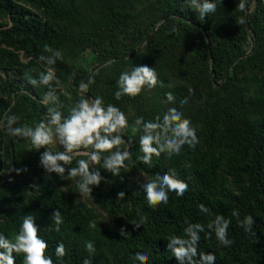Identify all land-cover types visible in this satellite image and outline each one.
Instances as JSON below:
<instances>
[{
	"label": "trees",
	"instance_id": "1",
	"mask_svg": "<svg viewBox=\"0 0 264 264\" xmlns=\"http://www.w3.org/2000/svg\"><path fill=\"white\" fill-rule=\"evenodd\" d=\"M239 2L222 0L201 21L189 0H0V71L8 74L0 78V232L12 238L31 214L54 264H140L137 252L148 255L147 264H179L168 238L182 236L187 223L206 226L220 214L232 219L234 244L223 247L214 231L211 239L201 233L198 251L215 252L216 264H264V0H247L245 12ZM45 45L63 53L50 67L62 84L56 94L65 115L81 96L80 83L91 80L87 95L119 107L130 125L175 107L191 120L199 143L171 159L153 157L150 167L136 159L142 155L139 133L126 130L130 145L121 148L132 152L129 171L118 177L100 168L108 183L93 187L92 198L82 196L74 181L54 173L49 179L39 163L44 149L37 152L29 140L5 134L7 117L34 126L47 111L41 101L48 88L28 83L49 67L39 60L51 55ZM137 65L154 67L163 86L117 101L120 73ZM167 92L173 103L166 102ZM184 98L188 103L181 106ZM169 171L189 185L188 192H172L167 205L149 206L141 185ZM120 191L124 200L116 199ZM201 203L211 215L199 211ZM55 209L64 221L59 232L48 230L55 228ZM234 209L241 219L253 216L255 236L238 226ZM141 215L147 223L136 228L131 222ZM58 242L67 251L62 260L54 254ZM22 260L18 255L16 264Z\"/></svg>",
	"mask_w": 264,
	"mask_h": 264
},
{
	"label": "clouds",
	"instance_id": "2",
	"mask_svg": "<svg viewBox=\"0 0 264 264\" xmlns=\"http://www.w3.org/2000/svg\"><path fill=\"white\" fill-rule=\"evenodd\" d=\"M247 0H240L238 9L241 12L246 10ZM190 6L198 13L199 20L203 21L208 15L217 11L218 3L222 0H189ZM245 18L238 21L244 24ZM161 23H163L161 21ZM44 51L49 56H40L39 60L45 62L49 67L39 72L38 79L29 77L28 83L32 86H45L48 91L41 101L47 106L45 115L34 126H19V118L15 115L7 117L5 134L11 137H19L30 141L32 148L40 153L39 163L50 179L56 174L61 179L74 181L82 196L92 198L93 187H99L102 183H108V179L101 174L100 168L113 176H120L121 170L129 171L132 163V152L129 149H122L121 145L129 144L124 133L130 130L132 134L139 133V151L136 159L145 165L152 166L153 157L159 158L162 154L171 159L179 156L185 145L194 149L199 143L197 129L192 126L188 118L177 108H169L161 117L146 120L140 116L129 124L126 114L117 106L105 104L103 97H91L87 95L89 84L81 82L78 101L70 107L68 114L61 111L62 104L56 89L62 88L60 79L56 76L55 69L50 67L57 60H63V53L45 45ZM114 61H109L108 64ZM75 76V73L72 74ZM55 84V88H53ZM163 86L158 79L154 67L148 65L133 66L130 71H122L116 82L117 90L114 93L115 99L119 101L122 97L136 98L146 89L153 90L157 86ZM189 95L194 94L189 88ZM166 102L173 103L175 97L171 92L165 93ZM188 103L184 98L180 101L181 106ZM17 125V126H14ZM60 145L62 151H53L52 146ZM77 157H87V159ZM76 159V166H71ZM127 162V163H126ZM99 165L100 167H94ZM12 171V170H11ZM20 169H16L17 174ZM141 185L146 194V199L151 207L167 205L169 194L174 192L177 197H183L189 190V185L179 179L175 171L157 173L154 177L145 179ZM33 188L38 186L33 185ZM125 192L117 193V200L125 199ZM199 211L211 215V210L203 203L198 205ZM232 217L236 218L237 224L245 233L255 236L253 225L255 220L251 215L240 218L238 210H233ZM55 228L49 227V231H60V225L64 223L61 211L55 209L50 217ZM136 228L147 223V217L141 215L139 222H131ZM187 223V222H186ZM232 223L231 217L225 218L216 214L206 226L202 223H187L183 235H172L168 238L167 248L171 250L179 264H216L215 252L198 251L201 233L205 239H211L214 231L215 237L223 247H231L234 240L229 238L228 229ZM92 228L95 223H90ZM206 227L208 231H206ZM121 235L126 236L124 229ZM86 250L91 255L95 252L94 244L89 241ZM49 250L48 242L40 235V229L35 223V217L31 214L25 215L18 232L9 238L0 232V264H16L18 255L23 254L22 264H54L52 256L47 255ZM16 254L15 256L13 254ZM54 254L57 259L62 260L66 255V247L63 242H58ZM199 257V259H196ZM135 259L140 264H147L148 255L137 252ZM83 264H92L90 259H85Z\"/></svg>",
	"mask_w": 264,
	"mask_h": 264
},
{
	"label": "rangeland",
	"instance_id": "3",
	"mask_svg": "<svg viewBox=\"0 0 264 264\" xmlns=\"http://www.w3.org/2000/svg\"><path fill=\"white\" fill-rule=\"evenodd\" d=\"M85 65L87 66V67H90L87 63H85ZM8 77V74L6 73V72H4V71H0V78H7ZM53 148H55V149H57V148H59L60 147V145H54V146H52ZM139 180L140 181H143L144 180V177L143 176H139Z\"/></svg>",
	"mask_w": 264,
	"mask_h": 264
},
{
	"label": "water",
	"instance_id": "4",
	"mask_svg": "<svg viewBox=\"0 0 264 264\" xmlns=\"http://www.w3.org/2000/svg\"><path fill=\"white\" fill-rule=\"evenodd\" d=\"M212 79H213V81H214V76H212Z\"/></svg>",
	"mask_w": 264,
	"mask_h": 264
}]
</instances>
